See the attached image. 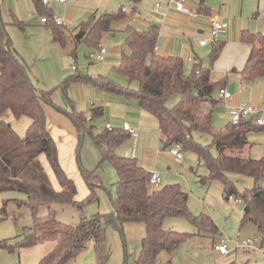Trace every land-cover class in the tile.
Wrapping results in <instances>:
<instances>
[{
	"label": "trees",
	"instance_id": "1",
	"mask_svg": "<svg viewBox=\"0 0 264 264\" xmlns=\"http://www.w3.org/2000/svg\"><path fill=\"white\" fill-rule=\"evenodd\" d=\"M31 1L37 12L47 19L45 23L51 25L53 39L62 41V28L56 24L48 4H44L42 0ZM199 3L202 5V0ZM125 15L126 12L121 8L118 12L92 13L86 21L75 27L74 43L86 41L98 49L103 34L111 30L112 22ZM12 23L19 28L24 26L17 19H13ZM6 30L7 25L0 12V192L14 190L23 193L25 198L16 199V202L26 204L32 217L31 225L25 226L16 246L29 248L43 241L53 240L54 248L40 258L37 264H66L86 248L89 239L96 255L95 264H102L98 216L81 218L75 225L65 224L54 217L52 204H77L74 200L76 185L60 165L54 141L46 128L43 105H53L51 91L34 85L25 66L12 52L11 39ZM125 32L129 51L122 52L117 73L127 78L126 86L104 75L77 73L64 78L62 87H66L72 79H77L89 82L101 91L134 98L142 109L157 120L163 148L179 144L182 151H193L198 162L208 170L206 175L199 177L201 182L219 181L226 199L229 195L241 197V223L253 222L260 232L261 245H264V187L261 185L264 181V159L243 158L227 153V149L245 144L246 132L259 129L261 125L254 124L249 117L242 118L238 124L228 122L220 130H215L212 126V109L218 103L216 88L219 83L212 82L210 72L212 63L219 57L225 42L212 41L209 68H203L194 61L190 72L186 73L181 56L163 55L156 51L157 25L152 24L142 30L128 25ZM239 39L249 44L251 49L244 67L238 73L249 78L263 76L264 34L242 29ZM175 93L179 95L178 101L168 106V99ZM7 112L15 118L29 119L30 123L23 135L18 134L4 120L3 114ZM63 112L72 120L80 141L86 117L74 107ZM101 114L100 107H91L92 116ZM195 132L209 133L211 144H201L195 139ZM129 136L127 131L114 127L111 130L105 128L94 135L93 139L101 153L100 160L107 161L117 176L112 183L114 192L110 193L112 211L104 215L106 222L118 227L128 221L142 222L145 227L139 254L133 264H155L161 251L177 249L187 240L198 236L212 234L211 237L214 238L219 233L217 225L209 215H193L188 210V193L179 184L150 188L149 173L137 159L116 154L114 147ZM42 154L60 186L59 190L52 186L40 161ZM230 174L251 178L252 186L239 192ZM82 175L92 195L94 186L100 185V179L94 171L85 168H82ZM89 198L90 195L85 200ZM41 205H47V215L37 214ZM169 217L187 218L195 226L196 232L165 229L163 222ZM0 248L13 250L5 242H0Z\"/></svg>",
	"mask_w": 264,
	"mask_h": 264
},
{
	"label": "rangeland",
	"instance_id": "2",
	"mask_svg": "<svg viewBox=\"0 0 264 264\" xmlns=\"http://www.w3.org/2000/svg\"><path fill=\"white\" fill-rule=\"evenodd\" d=\"M205 1L213 3L216 10L220 9L219 0ZM221 1L227 3L223 13L228 20L234 18L240 20L241 23L252 22L253 28H256V24H259V26H262L260 32H264V13L257 16L254 14L257 0H244V2L239 0L238 4L236 0H233V4L237 7L233 6L232 10L230 0ZM199 2L200 0H186L185 8L188 6L192 10L193 6L198 5ZM156 3L160 5L159 9L154 8ZM173 6V0H65L63 7L52 1L50 8L54 17L62 19L67 25L61 27L64 39L55 41L50 27L48 29L39 28L34 21V16L30 17L34 11H31L28 0H0L1 14L6 11L10 20L16 17L17 20L25 23L23 29L7 25L6 31H8L13 42V50L23 54L22 62L27 66L30 79L35 84L51 91L54 106L47 104L51 115L48 114L47 117L45 113L48 130L51 132L57 149L60 165L76 185L77 192L74 200L77 204H52L51 209L54 211V217L65 224L75 225L81 218L88 219L98 216L101 226L102 264H133L138 256L140 241L145 234V227L142 222L128 221L124 222L121 227L106 222L104 215L112 211L110 193L113 194L114 192L112 183L115 182L117 176L114 168L107 161L100 160L101 153L94 142L93 136L104 131L106 123L111 124L113 128L120 127V123L125 120H123L124 115L128 116L126 120L130 122L135 113L132 109H129L128 113L119 112L115 108L111 111L109 107L104 105L102 100L96 102L92 100L94 106L100 107L102 110L101 115L92 116V105L90 103L92 98L86 95L83 96V94L89 89L98 90L91 84L77 79H72L66 87H62L61 82L64 78L80 73L91 76L104 75L116 83L126 86L128 84L127 78L118 74L117 70H109V63L116 64L114 61H108L109 54L116 55L113 59H117L119 65L122 52L127 53L129 51L126 47L125 28L131 25L142 30L148 24L155 23L158 26V23L162 22L161 12L165 11L168 14L174 8ZM122 7L126 9V15L113 21L110 27L111 32L104 34L100 40L105 44L107 51L105 61L90 60L88 54L97 51V47L86 41L75 44L71 40L72 29L81 22L86 21L91 13L118 12L119 8ZM235 7L236 10H234ZM186 12H190V10L187 9ZM200 28L204 32L198 37L210 38L208 23L201 22ZM257 31L258 29H254V32ZM193 35L196 36V33ZM219 38L218 35L215 40L226 43V39ZM185 40L189 42L186 33ZM193 48L194 52L188 45L186 52L179 55L184 61L186 73L190 72L193 64L185 60L189 56L194 57L195 61L200 63L203 68L210 67L209 55L212 50V41H209L204 47H199L197 42H193ZM25 56L27 63L25 62ZM233 57V50L229 47L224 50L223 57L217 67L214 65L215 62L212 63L210 77L214 78L215 83L220 84L226 80L225 70ZM58 74L62 75L59 79ZM228 91L233 92L230 88H228ZM178 99L179 95L177 93L173 94L168 99L167 105H174ZM251 105L264 108V105ZM72 107L82 112L87 119L84 123V133L80 141L72 120L63 112V110H70ZM228 113L229 108L222 101L213 106L212 126L215 130L223 129L226 124L224 119ZM3 117L18 134H24L28 122L26 117L15 118L8 112L4 113ZM114 117L119 118V125L115 123ZM58 119L67 121L72 131L60 127ZM193 135L201 144H211L209 133L195 132ZM159 137L156 129L149 128L143 132L142 138L138 139L135 145L138 150L136 155L132 151V138H126L117 144L114 151L117 155L124 156L127 150L130 152L131 158L135 157L139 164L145 165H142L145 169L149 168V171L155 170L160 174L161 181L156 185H150V188H160L166 184H179L188 193V210L193 215L200 213L209 215L218 226L219 233L214 236L213 240L210 238L212 234H206L209 237H195L187 240L175 250L161 251L156 257L155 264H264V245L257 249H233L236 237L240 239L249 237L261 243L260 232L253 222L246 221L241 224L242 201L226 199L219 181L215 180L212 183L200 181L199 177L206 173L207 168L198 163L197 156L193 151H182L183 162L181 165L173 161L172 157L166 153V149L162 147ZM247 139L248 143L245 146L243 145L242 148L239 147L238 149H236L237 147L229 148L227 153L244 158L264 159V130H252ZM150 150L162 153L164 158L160 159L158 156L149 155ZM211 150L214 152L212 146ZM40 158L52 186L59 189L60 186L45 156L42 154ZM82 168L94 171L100 179V185L94 186L92 195L82 175ZM230 177L235 181L239 192H243L246 188L252 186L251 178L237 174H230ZM261 185L264 187V181ZM89 195V200H85ZM24 198L25 195L19 191L0 192V242H5L6 245L13 247L12 251L0 248V264H36L40 259L39 246L36 247L35 245V247L29 248L16 246L25 226H30L32 222L30 208L26 204L16 202V199L23 200ZM37 214L39 216L47 215V205L39 206ZM167 223L171 224L170 227L173 228L171 230L179 232L191 233L195 228L185 217L166 218L163 225L166 226ZM213 243H226L230 253L221 256L213 250ZM227 260L228 262L230 260L231 263H227ZM95 262L96 255L92 241L88 239L86 248L74 258L68 260L66 264H95Z\"/></svg>",
	"mask_w": 264,
	"mask_h": 264
},
{
	"label": "crops",
	"instance_id": "3",
	"mask_svg": "<svg viewBox=\"0 0 264 264\" xmlns=\"http://www.w3.org/2000/svg\"><path fill=\"white\" fill-rule=\"evenodd\" d=\"M52 1L55 2L60 7H63L65 5V0H64V2H59L56 0H49V2H48L49 7H50V3ZM28 2H29V6H30L31 11L35 12V13L33 12V15H30V17L32 18L34 16V21H35V23H37L39 28L48 29L50 27V30L52 32L51 25L49 23L41 22L42 16L37 12L32 1L28 0ZM230 2H231L230 3L231 4V10H232L233 6L237 7V5L233 4V0H230ZM236 2L238 4L239 0H236ZM243 2H244V0H243ZM219 3H220V6H219L220 9L219 10L215 9V6L213 3H210V2L205 1V0L204 1L202 0V5H200V3H198V5H194L193 9H192L193 11L190 8H188V6H187L186 10L189 9L190 12H186V10L182 11V12H177L174 10V8H172L170 13L168 12L167 18L162 20L161 23L160 22L158 23V26H157L158 27V40H157L156 51L159 54H163V55H168V54L183 55L186 52V50L188 49V45H189L191 47V50L194 52L193 42L194 43L197 42L199 47H204L206 45V44L205 45H199V43H198V40L200 39V37H198V35L201 36L202 33L204 32V30H202L200 28L201 22L204 21V22L209 23V17L211 15H216V14L219 18H222L223 20H225V22L227 23V26L223 31L220 32V34H219L220 38L219 39H223V38L226 39V43L224 45L223 52L225 49L230 47L233 50V56L234 57L232 58L229 65L226 67V70H225V73L227 74L225 76L226 80H224L222 83H220L218 85V87L216 88V97L218 99V102L222 101L221 97L217 93V91L220 87H225L227 90H228V88H230L233 91L231 100L228 103H225L227 105V107L229 108V113L225 116L224 120L226 121V123H228L229 122L228 118L232 114L233 104L235 103L236 100H239V101L244 102V103H249V104L264 105V75L260 76V77L249 78L246 76H241L238 73V71H240L244 67L245 61H246V59L249 55L250 49H251V46L249 44L240 41V39H239L240 31L242 29H248V30L254 32V29H256V30L258 29V32H260L261 31L260 29H262V26H259V24H256V26H255L256 28H253L254 25L252 24V22L241 23L240 20H237L234 18H230L228 20V18H226L225 14L223 13V9L227 6V3L222 2L221 0H219ZM236 7L234 10H236ZM198 9H202V10L199 11ZM221 9H222V12H221ZM242 12H243V9H242ZM263 13H264V0H257L256 10H255L254 14L257 16V15H260ZM1 15H2V19L6 23V25H12V26L19 28L17 25L12 23V20H10V17L7 16L6 11H4ZM15 19H16V17H15ZM19 21H21V20H19ZM149 25H152V24H148V26ZM154 25H156V23ZM63 26L64 27L67 26L65 24V22H63L60 25V27H63ZM77 26H75V27H77ZM24 27H25V23H24ZM23 28H19V29H23ZM74 30H75V28H73L71 31V40L72 41H73ZM110 32H111V30L109 32H106V33H110ZM7 33H8V31H7ZM106 33H104V34H106ZM185 33L187 34V37L189 38V42H187L185 40ZM195 33H196V36L193 35ZM261 33L264 34V32H261ZM8 36H9V34H8ZM201 38H203V37H201ZM12 44H13V42L11 41L12 52L19 57V58L18 57L17 58L21 61V63L26 68L27 67L26 64H24L22 62L23 54L21 52H16L17 50L16 51L13 50L14 47H12ZM101 45L105 47V44L103 43V41H101ZM223 52L220 53V55H219L220 57H218L215 60V63H214L215 67H217L219 65V62H220L221 58L223 57ZM106 55H107V51L105 52V57H104L103 61H105ZM114 56H116V55H114L112 53L109 54V56H108L109 57L108 61H114L116 63V64L109 63L108 64L109 70H113V69L117 70L118 69V66H119L118 60L117 59L114 60L113 59ZM192 59H193L192 60V63H193L195 61V59H194V57ZM25 62L27 63L26 56H25ZM26 70L28 72L27 68H26ZM61 76H62L61 74H58V79ZM211 80H212V82H215L213 77H211ZM82 82H86V81H82ZM33 83L38 88L46 90L42 86L35 84V82H33ZM86 83L91 84L89 82H86ZM92 86L94 88H96L98 91H94L93 89H89V91L87 90V92H85L83 94V96L86 95V96H89L92 98L90 100V103L92 106L95 105L94 102H96L98 100H102L104 102V105L109 107V109L111 111L114 108L119 112L123 111L125 113H128L129 109H132L134 111L133 113H135V114H133L134 116L132 117V119L129 123L137 131L136 142L134 143V141L132 140L133 141L132 151H133V149H135V151H134L135 155L138 152V150L135 148V145H136L138 139L142 138L143 132L147 131L149 128H153V129H156V132L159 134V128H158L157 120L152 115H150L148 112H146L144 109H142L138 105V102L134 98H125L119 94H116L113 92L101 91L99 88L95 87L94 85H92ZM43 108H44V111H45L47 117H48V114L51 115L48 111L49 109L47 107V104H44ZM111 117H113V116H111ZM127 117H128L127 115H124L123 120L124 119L126 120ZM114 119L116 120L115 123L119 125V123H120L119 118L114 117ZM27 120H28V122H27V126H28L30 121H29V119H27ZM58 124L60 125V127H62V128L65 127L67 130L72 131L70 124L67 121H65V120L62 121L61 119H58ZM121 124L122 123H120V125ZM46 128L48 130L47 119H46ZM259 129L264 130V126L261 125V127H259ZM251 131L252 130L246 132L247 138H248V135L250 134ZM48 132L51 135V132L49 130H48ZM159 136H160V134H159ZM129 138H131V137L129 136ZM159 140H160V137H159ZM247 143H248V139H247V142L245 144H247ZM245 144H243V145L245 146ZM243 145L233 146V147H237L236 149H238L239 147L242 148ZM168 150H169V148L166 149V153L172 157L173 161H175L174 157L168 152ZM128 152L129 151L126 150L124 156H126V153H128ZM149 155H151V156L154 155L156 157L158 156L160 159L164 158V155L162 153L157 152V151L152 152L150 150ZM127 157H130V154H128ZM247 158H251V157H247ZM40 161H41V158H40ZM182 162H180V163L176 162V163L181 165ZM42 165H43V163H42ZM142 165H144V164H142ZM148 169L149 168H146L145 170L148 173H150V171ZM207 173H208V170L206 171V173L204 175H206ZM240 176H242V175H240ZM159 177H160V181H161L160 174H159ZM212 182L213 181L206 182V183H212ZM59 189H60V187H59ZM59 189H56V190H59ZM242 213H243V203H242V210H241V218H242ZM169 218H175V217H169ZM240 221H241V219H240ZM170 226H171V224H168V223L166 224V226L163 225V227L166 229H170V230L173 229ZM217 228H218V226H217ZM194 232H196V228H194L193 233ZM218 232H219V229H218ZM204 237H208V236L205 235ZM210 238H212V237L210 236ZM213 239L214 238H212V240ZM214 244L215 243H213V245ZM38 246L40 248V256L39 257L42 258L44 255L49 253L54 248L55 242L53 240L43 241V242L36 245V247H38ZM139 250H140V247H139ZM173 250H175V249H173ZM213 250H215V249L213 248ZM215 251L217 253H219L217 250H215ZM138 254H139V251H138ZM220 255L222 256V254H220ZM227 263H231V261L229 260V262H228V260H227Z\"/></svg>",
	"mask_w": 264,
	"mask_h": 264
},
{
	"label": "built area",
	"instance_id": "4",
	"mask_svg": "<svg viewBox=\"0 0 264 264\" xmlns=\"http://www.w3.org/2000/svg\"><path fill=\"white\" fill-rule=\"evenodd\" d=\"M42 1L44 4H48L49 2V0H42ZM56 1L64 2V0H56ZM185 2L186 0H173L174 10L177 12L185 11L186 10ZM154 8L159 9L160 5L156 3L154 5ZM121 9L122 11L126 12V9L124 7H122ZM161 15H162V20H164L167 18L168 14L165 11H163L161 12ZM54 20L56 24L58 25H61L63 23L62 19L60 18L54 17ZM41 22L45 23L47 22V19L42 16ZM208 25H209L208 32H209L210 38H200L198 40L199 45H205L209 41H214L217 38V36L220 34V32L226 28L227 23L222 18H219L216 14V15H211L209 17ZM105 52H106V48L101 45L97 49V51L89 53L88 57L91 60L103 61L105 57ZM185 60L187 62H192L193 59L191 56H189L188 58L186 57ZM217 93L219 94V96L221 97L224 103H228L232 98V93L229 92L225 87H220ZM249 117H251L252 122L254 124H259V125L264 126V108L260 106H253L249 103H244L239 100H236L235 103L233 104V111H232V114L229 116L228 121L232 124H238L242 118H249ZM105 128L108 130H111L113 126L109 123H106ZM120 128L127 131L130 137L132 138V140L134 141V143L136 142L137 131L135 128H133L130 125V123L127 120H124L122 122V124L120 125ZM134 151L135 149H133V153ZM168 152L174 157V160L177 163L182 162L183 154H182V150L179 144H174L171 147H169ZM128 154H130V152L126 153V156H128ZM159 181H160V177H159L158 172L155 170L150 171L149 177H148V185L149 186L156 185L157 183H159ZM227 199L230 201L232 200L242 201L241 197L235 196V195H229ZM260 247H262L261 243H258L256 240L252 238L248 237V238L240 239L239 237H236L235 246L233 247V249L249 250V249H257ZM213 248L222 255H226L230 252L226 243L214 244Z\"/></svg>",
	"mask_w": 264,
	"mask_h": 264
}]
</instances>
